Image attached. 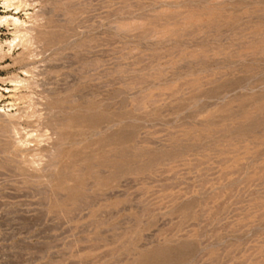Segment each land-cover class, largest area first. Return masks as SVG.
Segmentation results:
<instances>
[{"label":"rangeland","instance_id":"1","mask_svg":"<svg viewBox=\"0 0 264 264\" xmlns=\"http://www.w3.org/2000/svg\"><path fill=\"white\" fill-rule=\"evenodd\" d=\"M0 264H264V0H0Z\"/></svg>","mask_w":264,"mask_h":264}]
</instances>
